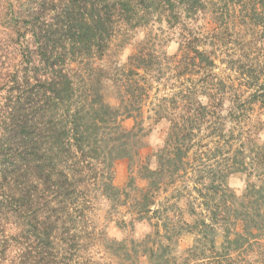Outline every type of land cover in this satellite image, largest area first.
Returning a JSON list of instances; mask_svg holds the SVG:
<instances>
[{"label": "clouds", "instance_id": "clouds-1", "mask_svg": "<svg viewBox=\"0 0 264 264\" xmlns=\"http://www.w3.org/2000/svg\"><path fill=\"white\" fill-rule=\"evenodd\" d=\"M178 15L116 12L103 51L34 60L25 87L63 85L70 147L43 175H0V264H264V0ZM34 39L0 24V110Z\"/></svg>", "mask_w": 264, "mask_h": 264}, {"label": "trees", "instance_id": "trees-1", "mask_svg": "<svg viewBox=\"0 0 264 264\" xmlns=\"http://www.w3.org/2000/svg\"><path fill=\"white\" fill-rule=\"evenodd\" d=\"M157 3L173 9L172 12L168 10L171 13L176 6H184V9L193 12L199 0H61L62 7L53 18L54 23L44 20L49 10L56 7L52 0H28L18 31L34 34L39 58L51 67L62 56L59 50L66 42H71L73 51H90L93 46L103 50L113 14L120 12L128 18H136ZM205 57L201 55V61L211 64ZM29 62L30 59H27ZM27 84V75L23 85L16 80L14 88L20 90V94L15 98L9 96L6 109L10 107L12 111L0 123V175L5 178L21 170L43 175L53 160L64 156L70 147L67 129L53 122L58 105L67 94L63 85L53 82L51 85L40 83L35 87H25ZM70 189L71 186L61 193L62 206L71 198ZM253 195L264 198V189ZM257 203V200L253 202L254 209L260 207ZM58 210L63 208L52 209L53 214Z\"/></svg>", "mask_w": 264, "mask_h": 264}, {"label": "rangeland", "instance_id": "rangeland-1", "mask_svg": "<svg viewBox=\"0 0 264 264\" xmlns=\"http://www.w3.org/2000/svg\"><path fill=\"white\" fill-rule=\"evenodd\" d=\"M173 1H175V0H173ZM27 3H28V0H0V24L11 25L22 37L26 34V32H21V31L19 32L18 31V29H19L18 24L20 22H22V19H21L22 12H24V10H25L24 8L26 7ZM181 9H184V6H176V8L174 9V12L172 13L171 20L169 21L170 23L172 20L179 22L178 13ZM168 10H170L172 12L173 9H169L167 7V5L164 8V5L157 3L153 7L148 9V11L145 10L144 12H141L140 14H138L139 16H137L136 18H128L126 16V14H124V16H126L130 20L135 19L139 25H145L152 20L153 16L156 13H160L161 15H163L165 12H169ZM96 48L98 49V47H96ZM29 50H30V52H29ZM100 51H103V50H100ZM6 55H7L6 52L0 51V64H2L4 62V58L6 57ZM37 58H39L38 50H37L35 41L33 40L30 42V47L26 51V56H25L26 62H27V59H30V62L27 63L28 68L25 69V76L27 75V72L29 70L32 71L37 76L41 73L42 68L40 66H35V67L33 66L34 60ZM205 58H207V57H205ZM60 61H62V56L58 57V59L56 60V63H58ZM26 70H28V71H26ZM13 79H15V77ZM1 131L2 130L0 127V135H1ZM258 196L254 195V197H255L254 202H255V200H257V201H259V203H257V205L260 204V207H264V198H261L260 195H258ZM260 220H261V222H264V217H260Z\"/></svg>", "mask_w": 264, "mask_h": 264}]
</instances>
